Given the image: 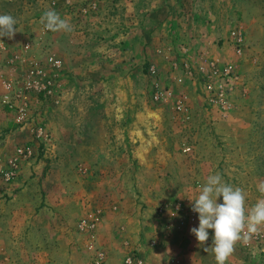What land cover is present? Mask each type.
<instances>
[{"label": "rangeland", "instance_id": "obj_1", "mask_svg": "<svg viewBox=\"0 0 264 264\" xmlns=\"http://www.w3.org/2000/svg\"><path fill=\"white\" fill-rule=\"evenodd\" d=\"M92 1L0 0V14L17 21L13 38H0V93L4 82L22 81L32 61L44 63L51 54L61 62L55 73L58 101L32 95L26 125H17L16 109L0 102V161L27 145L41 159L35 161L40 178L46 176L50 186L48 204L42 196L40 205L32 207L30 193L16 185L22 166L9 184L0 180V264H44L48 254L42 251V235L52 230L65 233V251H77L74 257L67 258L65 251L58 256L92 264V230L78 228L85 218L113 219L106 239L112 251L99 246L96 231L93 240L106 258L112 254L111 264H123L131 251L146 264H216L214 255L203 250L211 246L213 231L204 245L190 233L199 221L198 214L189 219V199L215 173L244 190L246 208L262 198L264 0H183L185 11L191 4L205 14L209 43L193 50L173 30L176 45L163 50L166 67L144 62L141 74L133 73L124 87L128 92L119 90L123 85L118 78L108 79L128 63L116 59L120 46L112 47L95 30L92 38V28L101 26L92 22L97 9ZM49 9L67 20L72 31L44 30L40 17ZM111 26L121 29L118 21ZM112 28H102L104 34L112 31L111 41L120 35ZM26 41L31 43L28 50ZM94 62L95 69L101 68L99 79L92 78ZM131 71L130 65L126 74ZM102 91L112 93L94 95ZM158 91L162 94L156 98ZM179 102L186 105L189 119L176 109ZM92 123L102 126L98 158ZM40 126L47 137L36 139L30 127ZM186 146L189 151L183 150ZM43 206L48 209L40 212ZM226 264H264V226L259 234L238 241Z\"/></svg>", "mask_w": 264, "mask_h": 264}, {"label": "crops", "instance_id": "obj_2", "mask_svg": "<svg viewBox=\"0 0 264 264\" xmlns=\"http://www.w3.org/2000/svg\"><path fill=\"white\" fill-rule=\"evenodd\" d=\"M83 1H85L86 3L88 0H83ZM93 1L92 3L96 4L97 9L95 10L94 13H92V22L93 21L99 22L101 23V26L98 25L97 28H92V38L95 35L93 30H95L106 41H109L108 44H111L112 47L118 48L120 46L121 50L115 54V56H117L116 59L117 60L123 59L124 62L128 63L127 68L123 72L120 73L118 72V75L111 73L112 75L110 74V76H108V79L116 80L118 78L120 81H122L123 88L119 89L120 91L125 90L124 87L126 88L129 86V83L132 80L133 73H136L137 76L141 74V68L139 66L142 65L144 62L148 61L150 63H155V64L157 63L159 65H163V67H166L167 61L163 59L165 58V53L163 50H165L167 46L172 47L173 44L176 45V42L173 40L174 38L170 37L172 36L173 30L176 32L177 37L179 38L178 40H180L182 43H188L189 46L193 48V50L196 49L197 47L202 48V46H205L206 43H209L207 38L209 36L210 31L205 30L207 26V23H205L204 20L205 14L203 13V11L201 13H198V11L195 10V7L194 6L192 7L191 4L189 9L185 11L183 0H93ZM103 15L108 17L106 18L105 22L101 21ZM198 16H200V18ZM196 17H197V21L195 22L193 20ZM114 21L120 22L121 29L112 28L111 25L112 23H114ZM191 21H193V23L195 24L193 23L191 24ZM105 26L109 27V29L112 28L113 31H116L115 33L120 32V35H117L119 37L111 41L109 38L112 37L111 35L112 31H108L106 34H104L105 33L104 31H106V29L102 31V28ZM118 40L123 42L118 43L117 42ZM182 43L179 44L178 42V46L185 45ZM109 52H111V50H109ZM107 56L108 54L106 55V57ZM168 56L169 55L167 54L166 57ZM106 57H104L105 62L107 61ZM109 58H111V56H109ZM94 64L95 62L92 63V78L99 79V77L101 76V73L99 72L101 71V68L97 67V69H95L96 67L94 66ZM130 65L132 66V71L130 72V74H126ZM112 76L115 77L112 78ZM123 80L125 83H123ZM125 92H128V90H125ZM102 93L103 91L98 92L94 95L101 96ZM111 93L106 91L103 94L108 95ZM65 98H66V94L64 96V99ZM101 127L102 126L100 125L99 127L97 123H92V130L94 131V132L92 131V134L95 136V139L94 140L92 139V144L96 145L94 147L95 158H98L102 154L100 153V150H98L97 148V144L103 143L102 141H100L102 137V135H100ZM106 139L107 137H105L104 143ZM13 152L14 149L2 155L3 156L2 158L5 159L9 157V154H12ZM36 159L37 156L35 154H32L26 159L22 160L20 175L16 181V185L17 187L20 186L21 192L30 193L28 198L30 197L33 199H28V203L32 205V207H37L38 205H40V202L38 201L41 200L42 196L45 197L43 202L48 204L47 192L50 191V186L46 182L47 177L45 176L43 177V180L41 179L42 178L41 169L38 170L40 164H37V162H35V161H40L41 159L39 160ZM47 209L48 208L46 206H43L40 212L41 211L43 212V210H47ZM44 220L45 219H43V221ZM98 220L99 221L95 229L96 231L95 235L97 236L98 244L99 246L102 245L105 246V248H107V251L110 253V251L112 250L109 249L108 245L110 246V244L107 243V240H108V231L109 228L111 229L110 224L112 223L113 219H98ZM46 221L47 223L50 222V220L49 221L46 220ZM60 222L66 223V220L60 219ZM69 223L70 221H68V224ZM52 231L53 232L51 231L45 232L42 235V238L45 241V243L41 245L43 246L42 251H45L48 254V256L44 261V264L45 263L80 264V262L76 263L68 259L65 260V258L63 259L60 257L61 255L58 256V254H60L59 251L64 252L66 250V245H64L62 242V240L66 238V235L65 233L59 234L58 232H56L55 234L54 230ZM66 232L69 233V230H66ZM81 252L83 254L86 253L85 255H90V252L87 251L86 249H83ZM64 253H66L65 255H67V258H69V257H74L71 256V254L72 255L77 254V251L74 248L65 251ZM111 255L108 254L103 264H111L112 261ZM48 258H51L49 262H47ZM89 262L91 264V261L89 260L87 264Z\"/></svg>", "mask_w": 264, "mask_h": 264}, {"label": "clouds", "instance_id": "obj_3", "mask_svg": "<svg viewBox=\"0 0 264 264\" xmlns=\"http://www.w3.org/2000/svg\"><path fill=\"white\" fill-rule=\"evenodd\" d=\"M17 21L10 14H0V38L12 39L17 31ZM44 30L51 32H70L71 24L54 10H46L40 17ZM2 43V42H0ZM262 198L246 208V195L242 188L234 187L223 181L219 173L210 174L201 185L199 194L189 199L191 210L198 214V227L190 229L200 245L209 239L213 231L212 244L204 247V252L214 255L216 264H226L235 250L238 241L247 240L259 234L264 226V182L258 185ZM222 202L218 203V198Z\"/></svg>", "mask_w": 264, "mask_h": 264}, {"label": "built area", "instance_id": "obj_4", "mask_svg": "<svg viewBox=\"0 0 264 264\" xmlns=\"http://www.w3.org/2000/svg\"><path fill=\"white\" fill-rule=\"evenodd\" d=\"M31 43L26 41L24 43V50H28ZM44 63L40 61H32L30 67L24 73L22 81L13 80L3 83V91L0 93L1 104L9 110L16 109V116L14 121L17 125H26L27 113L29 110V100L32 95L38 96L41 94L46 100L57 102L56 98L58 89V79L55 75L60 70L61 62L59 59L51 54L46 55ZM151 72L155 69L151 68ZM17 84H20L17 86ZM162 92H157L155 97L157 98ZM176 109L179 110L183 119H189V111L183 103L179 102L176 105ZM31 132L37 139L47 137V133L42 131V127H30ZM184 151H189L190 146H186ZM32 155V150L27 145H21L16 147L14 152L9 157L0 161V180L3 185H7L12 182L19 173L22 160ZM1 188V187H0ZM197 218V213L190 210L189 219L194 221ZM97 219H82L78 228L82 231L92 230V263L102 264L106 259V253L103 249L95 246L94 232L97 225ZM123 264H146L145 259L138 252H128L123 258Z\"/></svg>", "mask_w": 264, "mask_h": 264}]
</instances>
